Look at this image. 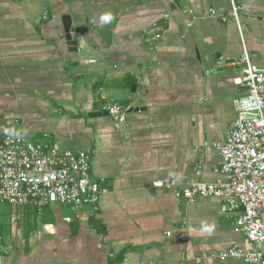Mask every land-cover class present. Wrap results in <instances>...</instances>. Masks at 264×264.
<instances>
[{"label": "crops", "instance_id": "obj_1", "mask_svg": "<svg viewBox=\"0 0 264 264\" xmlns=\"http://www.w3.org/2000/svg\"><path fill=\"white\" fill-rule=\"evenodd\" d=\"M245 51L264 67V0H0V136L18 121L28 139L88 152L105 189L97 210L1 205L0 264H244L205 257L254 247L234 231L238 211L153 183L222 178ZM109 100L132 108L125 130Z\"/></svg>", "mask_w": 264, "mask_h": 264}, {"label": "built area", "instance_id": "obj_2", "mask_svg": "<svg viewBox=\"0 0 264 264\" xmlns=\"http://www.w3.org/2000/svg\"><path fill=\"white\" fill-rule=\"evenodd\" d=\"M212 14L216 12L212 10ZM44 15L49 17L48 12ZM197 18L193 16V20ZM232 18L240 26L235 2ZM154 27L155 38H161L163 27ZM238 63L245 66V73L235 81L245 93L234 99L236 119L225 142L217 144L222 178L215 182L195 180L182 187L176 179L163 178L153 186L174 189L177 198L188 202L209 197L221 199L223 213L239 212L234 231L243 234L254 247L234 244L205 257L264 264V67L248 51ZM105 109L115 129L125 130L130 106L109 100ZM18 125L15 121L0 136V204L32 207L38 216L54 203L68 204L75 210L84 206L97 210L105 189L91 175L90 154L60 149L46 139L48 135L39 141L28 139L17 131ZM170 235L168 232L167 236Z\"/></svg>", "mask_w": 264, "mask_h": 264}, {"label": "water", "instance_id": "obj_3", "mask_svg": "<svg viewBox=\"0 0 264 264\" xmlns=\"http://www.w3.org/2000/svg\"><path fill=\"white\" fill-rule=\"evenodd\" d=\"M63 20H64L66 39L68 40V43L71 46V50H73L75 52H79V41L77 39H75L76 35H75V30L72 27L71 16L65 15V16H63ZM131 111H132V108L130 109L129 112H131ZM106 114H108V112H106Z\"/></svg>", "mask_w": 264, "mask_h": 264}, {"label": "clouds", "instance_id": "obj_4", "mask_svg": "<svg viewBox=\"0 0 264 264\" xmlns=\"http://www.w3.org/2000/svg\"><path fill=\"white\" fill-rule=\"evenodd\" d=\"M111 19H112V16H111L110 14H105V15L101 16V21H102L103 23H107V22H109ZM204 230L207 231V230H208L207 227H205Z\"/></svg>", "mask_w": 264, "mask_h": 264}, {"label": "rangeland", "instance_id": "obj_5", "mask_svg": "<svg viewBox=\"0 0 264 264\" xmlns=\"http://www.w3.org/2000/svg\"><path fill=\"white\" fill-rule=\"evenodd\" d=\"M1 205H6V204H0V208H3L5 210H7L8 212H10V208L9 207H4V206H1ZM8 206H10V205H8ZM10 207H12V206H10Z\"/></svg>", "mask_w": 264, "mask_h": 264}]
</instances>
